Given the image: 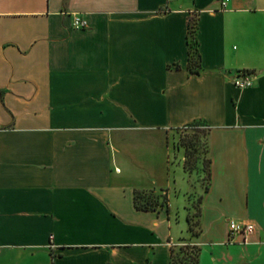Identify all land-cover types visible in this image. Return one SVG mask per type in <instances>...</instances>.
<instances>
[{"label":"crops","instance_id":"1","mask_svg":"<svg viewBox=\"0 0 264 264\" xmlns=\"http://www.w3.org/2000/svg\"><path fill=\"white\" fill-rule=\"evenodd\" d=\"M195 121L209 158L198 236L166 144ZM154 186L168 209H138ZM230 219L254 225L245 243H227ZM183 238L198 264H264V0H0V264H170Z\"/></svg>","mask_w":264,"mask_h":264},{"label":"rangeland","instance_id":"2","mask_svg":"<svg viewBox=\"0 0 264 264\" xmlns=\"http://www.w3.org/2000/svg\"><path fill=\"white\" fill-rule=\"evenodd\" d=\"M194 19L191 21L192 27L195 26ZM191 41L193 44V58H196L197 52L195 50L196 45L193 34H191ZM204 128L205 127L202 125H197L193 127V129L189 127L174 128L168 130L166 134V144L169 152V173L171 175L173 174L172 171H174L173 166L175 164H182L184 170V180L187 181L188 184L186 187V192L184 193L186 199L183 207L187 213L186 218H189V222H187L188 226L191 224L193 230L196 231L199 229V226H197V220L201 208V193L207 187V183L209 181V168L207 163V134H204L202 131ZM160 139V136L156 137L155 145L150 154V159L152 160L151 166L153 167L151 170H153L155 178L158 181L163 180L164 174L162 167L164 147L162 146ZM167 200V189L164 187L159 188L154 186L137 192V202L143 207H164L168 203ZM186 242V238L175 242V261L180 260L182 257L185 258L182 262L187 261L188 257L185 253L186 249L181 251L179 248L180 246L184 248L183 245ZM175 264L181 263L177 262Z\"/></svg>","mask_w":264,"mask_h":264},{"label":"trees","instance_id":"3","mask_svg":"<svg viewBox=\"0 0 264 264\" xmlns=\"http://www.w3.org/2000/svg\"><path fill=\"white\" fill-rule=\"evenodd\" d=\"M195 23V22H194ZM194 32H195V26L192 27L191 26V19L188 20V45H189V50H188V67L190 69V71H192L193 73H198L199 71V54L197 52V46L195 48L196 52H197V57L196 58H193V51H192V41H191V34H193V38H194V42H195V45H196V40H195V37H194ZM197 125H204L202 122L200 121H195V122H191L189 124H186L185 128H192L197 126ZM181 128V127H180ZM204 132V134H208V127L206 126L204 128V130H202ZM207 163H208V168H209V158L207 159ZM137 192H135V206L138 208V209H143V210H146V209H155L156 207H148V206H141L138 202H137ZM166 208L168 209V206L166 204ZM199 215V214H198ZM187 219V222H189V218H186ZM197 226H199V229L196 231V230H193L192 228V225L189 224L188 226V229L189 231H191V234L192 235H195V236H198L201 232V228H200V222L197 220ZM184 248H182V246H180V250L183 251L184 249H186V254H187V261L186 262H182L185 258H181L180 260L178 261H175V245H171L170 247V251H171V256H170V264H175L177 262L181 263V264H198V260H199V254H200V247L198 245H195V244H190L188 242H186L184 245Z\"/></svg>","mask_w":264,"mask_h":264},{"label":"built area","instance_id":"4","mask_svg":"<svg viewBox=\"0 0 264 264\" xmlns=\"http://www.w3.org/2000/svg\"><path fill=\"white\" fill-rule=\"evenodd\" d=\"M221 5H225V0H221ZM73 26L75 28H85L87 22L84 18L79 15H74L73 17ZM233 82L238 87H246L251 85L252 79L251 74L246 71H239L235 75ZM254 231V225L250 222H240L230 219L228 221V234H227V243H233L236 241V236H242V242L247 241V237L252 234Z\"/></svg>","mask_w":264,"mask_h":264}]
</instances>
